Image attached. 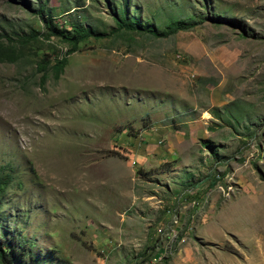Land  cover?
I'll return each instance as SVG.
<instances>
[{
	"label": "rangeland",
	"instance_id": "374dc122",
	"mask_svg": "<svg viewBox=\"0 0 264 264\" xmlns=\"http://www.w3.org/2000/svg\"><path fill=\"white\" fill-rule=\"evenodd\" d=\"M111 1L0 0V49L13 51L0 60V172L10 176L0 227L24 264H171L187 238L198 264H264V0L123 3L156 29L190 23L166 37L117 29ZM42 13L102 35L66 55L69 43L44 35ZM151 125L167 126L189 164L184 183L205 175H183L201 156L225 179L215 219L208 194L166 214L169 163L131 155ZM187 207L196 217L175 222ZM202 215L207 236L187 235Z\"/></svg>",
	"mask_w": 264,
	"mask_h": 264
},
{
	"label": "crops",
	"instance_id": "0c3cea01",
	"mask_svg": "<svg viewBox=\"0 0 264 264\" xmlns=\"http://www.w3.org/2000/svg\"><path fill=\"white\" fill-rule=\"evenodd\" d=\"M153 126L151 127V130H148V129L143 130V132L146 133L144 134L145 138L140 144L137 143L139 146L136 145L135 147V144H133L134 152H132L131 155L134 157V159L137 162H140L141 165H148L150 160H157L158 163H163V165L166 163H169L168 165H166L167 167L165 171V176H166L165 183H166V187H168V190H169L168 191L166 189L168 193L165 196V197L168 196L166 214L174 210L175 212H177L179 210L180 202H184V200H188L190 198L201 199L205 194H208L207 201L205 202V208H206L205 211L209 212V214L211 215L210 220L215 219L216 215H220V213L222 212L223 205L227 204V200L222 202L221 199L219 198V195L216 194L217 192L216 185L218 183L225 184L226 183L225 179L218 178L217 174L215 175L210 174V172H208L209 171L208 168L206 169L205 164H204V161L206 158H203L201 156V158L199 157L200 159L198 158L196 162L194 163L195 164L194 170H196V173H193V172L191 173L190 170H187V171H184L183 175L184 177H189V176L196 177L197 174H201V175L205 174V175L202 178L198 177L197 179H193L194 181L192 182L184 183L187 180L180 179L179 178L180 174L178 171L180 170L181 167H187L189 164L175 157L176 153L174 152V149L177 146L173 147V145L168 142L169 132L167 131V126L166 125H160V127L158 126L153 127ZM155 130L156 132H154ZM160 138L166 139L167 141L163 145L157 144L156 141ZM180 141H181L180 139H176L177 144H179ZM149 157H152V159ZM194 157L197 158V156H194ZM176 158L177 160L175 161ZM172 161H175V162H172ZM175 177H178L180 179V182H178L177 178ZM175 212L173 216L176 214ZM197 212L198 211L196 210L195 207L193 208L187 207L186 209L179 211V215L177 214L175 215L174 221L177 222L178 217L185 218V216H187L189 213H190V217H194L197 214ZM204 216L202 215L200 219L201 221H199V223L201 222V224L197 223L196 226L190 232H188L187 235L194 234L195 237L196 236L197 237L207 236L206 225L210 221L209 220L210 217L208 215H206V217ZM171 220H172V217H171ZM172 236H174V234ZM159 239H160V244L162 245L158 246L155 252L160 250L161 253L164 254L163 245L164 243H167L169 239H167L166 236L164 237L161 236ZM190 239L191 238H187V241L186 242L184 241L186 244L182 246L184 249L185 255L183 253V255L181 256L179 255V252L176 253L175 256H172L171 258V262H170L171 264H198L195 254L191 253L189 255L188 254L189 251L186 248V247L189 248L191 246ZM155 240L157 241L158 237H156Z\"/></svg>",
	"mask_w": 264,
	"mask_h": 264
},
{
	"label": "trees",
	"instance_id": "16d2710c",
	"mask_svg": "<svg viewBox=\"0 0 264 264\" xmlns=\"http://www.w3.org/2000/svg\"><path fill=\"white\" fill-rule=\"evenodd\" d=\"M129 0H120L117 2L115 0L111 1L112 7L116 10L117 16L115 17V24L117 29H127V30H136V31H143L146 32L154 37H166L170 34L175 33L177 30L185 29L190 26V23H186L182 20H177L172 22L171 24L167 25L162 29H156L152 26L143 25L139 23L135 18L126 17L125 11L126 6H123V3L128 4ZM116 6V7H114ZM123 6V8L121 7ZM40 11H42L40 9ZM122 13V15L120 14ZM40 21L42 22V28L45 30L44 35L46 37L49 36H56L67 43L70 44V47L66 53H70L76 47V44L85 38L92 36V37H99L102 33H98L95 29L92 28H85L77 25H71L70 28L64 29L62 26L53 23L51 17L47 13H42L40 15ZM20 40H22V36H18ZM24 40V39H23ZM11 52L9 53L5 49H0V60L11 61L12 57H8L7 55L12 54L13 51L10 48ZM3 51V52H2ZM65 55V56H66ZM65 56L61 59L56 61V69L57 72H60L65 64ZM10 180V176L7 173L0 172V198L3 196L4 190L8 181ZM1 225V220H0ZM3 228V227H2ZM0 229V261L2 264H24V249L22 247H18L17 242L14 238L6 235V229ZM55 264H68L66 261L61 259H57Z\"/></svg>",
	"mask_w": 264,
	"mask_h": 264
},
{
	"label": "built area",
	"instance_id": "2783aa9c",
	"mask_svg": "<svg viewBox=\"0 0 264 264\" xmlns=\"http://www.w3.org/2000/svg\"><path fill=\"white\" fill-rule=\"evenodd\" d=\"M224 195H226V194H224ZM190 203H191V204H194V205H197V204H198V200H197V199L192 200ZM159 230H160V229H158V231H159Z\"/></svg>",
	"mask_w": 264,
	"mask_h": 264
},
{
	"label": "bare ground",
	"instance_id": "6f19581e",
	"mask_svg": "<svg viewBox=\"0 0 264 264\" xmlns=\"http://www.w3.org/2000/svg\"><path fill=\"white\" fill-rule=\"evenodd\" d=\"M227 195V194H226ZM151 264H154L153 262H151Z\"/></svg>",
	"mask_w": 264,
	"mask_h": 264
}]
</instances>
